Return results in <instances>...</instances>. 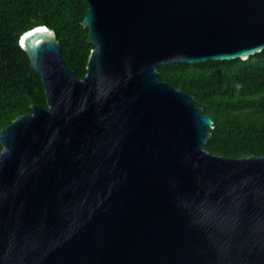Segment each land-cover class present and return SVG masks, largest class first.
<instances>
[{"label": "water", "instance_id": "95a60500", "mask_svg": "<svg viewBox=\"0 0 264 264\" xmlns=\"http://www.w3.org/2000/svg\"><path fill=\"white\" fill-rule=\"evenodd\" d=\"M86 73L45 26L43 87L0 130V264H264V158L202 148L213 121L156 68L264 50V0H86Z\"/></svg>", "mask_w": 264, "mask_h": 264}, {"label": "trees", "instance_id": "16d2710c", "mask_svg": "<svg viewBox=\"0 0 264 264\" xmlns=\"http://www.w3.org/2000/svg\"><path fill=\"white\" fill-rule=\"evenodd\" d=\"M86 0H0V130L31 107L47 108L44 87L20 49V36L45 26L57 36L66 66L82 79L93 47L81 25ZM160 80L194 97L213 121L202 146L213 156L264 158V50L246 61L156 68ZM1 150V147H0Z\"/></svg>", "mask_w": 264, "mask_h": 264}]
</instances>
